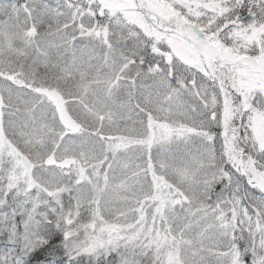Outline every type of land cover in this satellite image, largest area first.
<instances>
[{
  "label": "snow or ice",
  "instance_id": "obj_1",
  "mask_svg": "<svg viewBox=\"0 0 264 264\" xmlns=\"http://www.w3.org/2000/svg\"><path fill=\"white\" fill-rule=\"evenodd\" d=\"M0 264H264V0H0Z\"/></svg>",
  "mask_w": 264,
  "mask_h": 264
}]
</instances>
